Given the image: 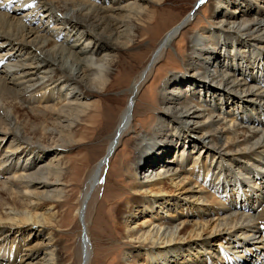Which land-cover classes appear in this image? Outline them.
<instances>
[{"label": "bare ground", "instance_id": "obj_1", "mask_svg": "<svg viewBox=\"0 0 264 264\" xmlns=\"http://www.w3.org/2000/svg\"><path fill=\"white\" fill-rule=\"evenodd\" d=\"M9 1L12 0L0 1V48H4L3 54L0 53V65L4 59H7L6 61L11 59L16 60L11 64H6L7 67L13 66L11 71L10 68H7L0 75V149L6 140L10 138L8 139L10 142L7 144L4 153L0 154V165H6L0 171L13 170V174L7 177L5 181L0 182V198L2 199V201L0 200V245H8L9 249H13L14 260L12 259L10 262L17 261L15 262L16 264H45L46 261H48L47 264H62L60 238L56 228L58 227V223H56L57 216L59 215L58 208L61 205V201L59 200L61 195L57 193V187L58 185H63L65 173L52 168V166L45 165L36 171H28L27 169L31 165H34L35 159L43 154L44 150L57 149L59 152L61 149L63 150L65 147L71 145V141L63 138L60 132L63 133L65 130L67 133L71 132L73 134L74 132L70 130L72 122L69 121V124L66 127L64 126L61 131H56L55 127L57 125L54 123L50 124L52 126L50 127L46 125V122L45 125H42L40 124L41 122L32 121L39 122L40 119L46 118L48 114H53L56 116V119L60 120V118L64 117V114L62 115L63 112L73 108L72 101L68 100V97L72 96L71 98L73 99V96H77L78 92L87 96L97 91L96 89H106V85H108L111 78V70L113 67H120L122 63L120 58L115 56L116 51H119L124 43L133 41L136 34L139 35V32H135L136 30H134L135 21L144 20L143 18L147 17L152 18L155 12L151 10V6L156 3L160 4L162 0H143V4L129 2V4L124 6L114 5V2L118 3V0H109L110 3L108 2V5L96 4L90 0H24L25 3L23 5H26L25 8L28 9L19 17L16 16V13L21 7H14L12 11H9ZM27 1H29V6L27 5ZM196 1L199 2L198 6L204 3L211 5L210 11L214 15V18L216 16L225 17L226 25L224 26H228L230 30L232 29L231 33L235 32L244 35L254 29L253 27H256V30L264 35V9L260 5L261 3L264 4V0ZM31 2L35 6H31ZM230 6H232V10L227 11V8ZM195 7L191 8L189 13L176 22L175 25L168 28L155 45L156 47L148 57V62L137 73L134 84L130 88V95L109 137L107 151L94 163L93 168H91L86 176L77 213L80 219V230L78 233L79 264L90 263L89 258L92 245L89 236V211L92 208L91 205L94 204L93 201L99 194L98 190L102 185V177L110 157L123 134L131 127L136 94L146 79L149 78V74L152 72L151 69L163 58V54L167 51L172 40L181 31L180 29L189 22L193 16L192 14L195 12ZM55 10L60 13L59 18L61 20L58 19L60 20L58 21L60 23H57L58 26L54 25L51 28H47L46 25L41 23L34 24L33 18L35 17L34 15H37V12L38 15L42 12V15H53L55 17ZM61 12L63 13L61 14ZM123 12H127V14ZM238 16H240L239 21L236 22L237 19L234 20V18H238ZM231 19L233 21H230ZM67 26L71 29H75L76 27V29L86 32L87 35L97 36L98 41L92 40L91 45L82 46L79 51L77 49L75 51L72 50V48H75L76 43L68 44L66 47L62 44L58 45L55 41L59 35L57 32L66 31ZM216 26V29H220L223 26V20L219 19L216 22ZM202 34L204 37L194 35V38H190L192 45L188 49V54L195 52L198 55L197 52H200L202 55L201 60H204L205 63L210 62L209 59H214L212 65H215V63L223 65L225 63L224 58L219 59V50H223V48L227 50L230 46L229 41H227L229 39L223 38V40H220L218 36H212L213 32H210L208 29L202 30ZM68 36H70L69 41H71V37H74L75 33H71L70 30L67 31L64 41L69 42ZM122 39H126L125 42H122ZM232 40L230 42H233ZM244 41V39L242 40L238 36H235L234 42L238 46L243 47L246 43L252 42L251 39L246 42ZM256 41L258 44H264L263 37L258 38ZM11 42L15 43L12 44ZM17 44L18 46L16 47ZM102 46L107 50L105 56L100 57L102 64L96 63L95 60L93 62L90 57L85 56L87 52L91 53ZM207 46L210 48H206ZM261 48H263L261 50L264 52V47L262 46ZM22 51H24L23 54H21ZM67 61L70 64L69 68L66 66ZM246 61V64L240 61L243 64L239 63L240 65L237 64L238 66H236L239 71L238 73L242 74L244 78H230L232 82L235 80V86L240 85L243 87L245 85L243 79L246 77L250 81L253 80L254 76L251 74H253L254 69L257 72L264 73V54H261L260 57L250 56ZM192 65L193 63L187 65L185 68L186 72L189 71ZM228 66L232 67L231 65ZM103 67H105L104 70ZM242 67L245 73L242 71ZM38 72L44 75L39 76ZM192 82V79H186L179 75L178 77L169 78L163 88L162 95H164V100L162 99L161 103L164 104L177 100L175 96H165V92L169 93V88H167L169 84L179 88L183 86L184 88L186 84L189 86ZM63 83L70 84L73 86V89L75 87L79 91H75L71 96H68V93L65 92V94L60 95V97L63 96L61 101H54L48 105L44 103L41 106L43 108L39 107V101L46 102L48 99L57 100L54 99L57 98V96L54 97L53 95L54 88H61L60 86ZM203 87L207 86L203 85ZM224 87L219 89V91L207 89V91L203 92V94L207 93V97H210L212 101L214 100V105L209 101L208 103L206 102L209 104L208 108H205L202 101H199L198 97L194 94L195 92L197 95H200V90L194 87L193 91L186 90L189 99L186 102L187 104L185 103L183 106L185 110L181 111L184 114L180 113L179 117L174 116V118L181 121L183 118L190 119L205 116V120L202 121L201 126L209 127L208 135L212 136V140L215 141L218 135L222 137L225 133L229 135L226 138L228 139L227 142L230 141V143L222 146L217 145L216 142H212L209 146L207 142L202 147L196 146L195 154H192L191 151H193L196 145H192L196 142V140L192 139L194 136L187 135L186 137L189 140L186 141L187 138L182 135L181 138L180 136L177 139L173 138L172 141L176 140V142H172L173 144H166V140L158 141L159 136L157 132H159L160 127L153 132L152 136L149 134V137L142 136L140 139H137V157L128 168L129 175L134 178L129 191L133 199L131 198L132 200L124 202V205L117 212L119 218L117 225L121 230L123 239L126 240L124 243L130 246L131 250L136 254H133L132 260L129 257H125V260L121 264H138V262L139 264H225V253L220 254L218 249L212 250V245L217 247L219 243L227 245L238 243L241 247L243 246L241 255H250V260L256 258L253 255H255L257 247L262 246V243L253 246L252 242L248 241V239L254 236L252 233H256V223H264V208L261 212L259 211L260 214L257 213L258 215L255 216V220L253 219V221L251 220V215L243 213V210L242 212H228L226 215H222L230 207H237L234 204L236 200H232V197H230L234 186H231V194L227 195L204 193V188L207 186L205 180L208 174V167L211 168V172L213 171L212 169H215V166L220 168L219 162L212 164L213 162H210L212 158H208L209 153L212 151L213 154L211 156L218 155L217 157L220 160H229L230 157L224 158V155L227 153L233 154L236 158L239 155H243V161L247 165H253L254 162L250 160L259 158L258 156L261 153L264 159V129L259 130L254 127L237 125L231 119L229 123V121L223 118L225 114L222 117L220 116L223 112L234 115L238 108L244 111L253 110V105L256 104L254 99L263 93L258 91V89L254 92L246 88V93L254 95L255 98H247L248 100L244 98L245 100H243L242 97L239 100L233 99L229 101L226 99V96H223L226 92L224 89L228 88ZM238 88L241 89V87ZM37 93H39V96H35ZM40 94L43 97L48 96V98L44 99ZM215 96L218 99L223 96L222 100L224 102L220 105ZM202 97H205V95ZM34 101H37L38 105H33ZM256 106L263 108L262 105ZM226 107L229 109L225 110ZM84 110L81 112H84ZM213 110L217 111L215 115ZM20 113L24 115L23 119L20 118L22 116ZM166 113L169 116H173L171 112L167 111ZM262 113H264V109H262ZM66 120L68 121V119ZM238 121L241 122V120ZM162 123H164L162 120L159 121V124ZM215 124L217 125L216 127H214ZM190 126H185L184 124V132L187 130L193 132L195 130ZM204 136L199 137L205 141L207 137L204 138ZM238 141L243 148L234 150L236 146H233L232 143ZM185 145L188 147L185 148ZM27 146L33 148L28 149ZM34 149H37L36 153H29L34 151ZM184 149L187 150L183 151ZM178 150L179 152L182 150L180 152L182 160L180 162L177 161L178 167L176 166L174 167L175 169H171V172H168L170 168L167 167L162 169L163 172L159 171L155 173V177L152 178L150 177L151 171L147 175L148 179L140 181L136 177L138 171L146 163L152 167L159 161L162 167L168 166V163L173 160L174 156L179 155ZM199 154L201 157H199ZM244 156L248 158H244ZM28 157H30L29 162L16 165L19 158L24 160ZM31 158H34V160L31 161ZM59 158L51 159L52 161L50 160L47 164L51 165L54 160H57V163H59ZM185 161L190 168L184 167L183 162ZM256 161L259 162V160ZM245 164L243 165L242 163L240 167H246ZM16 169L19 170L15 171ZM197 170H201V174H196ZM259 178L264 179V173ZM211 181L206 182L211 183ZM224 183L226 184V182ZM252 184L248 182L245 184L249 189L243 191L246 198L244 196L241 198L242 202L246 201V205L248 204V207L253 212L257 202L262 198L264 181L258 183L260 184L258 193L257 188L255 190L252 189L254 185H257L256 181H253ZM53 186L54 188L51 189ZM250 188L254 191L253 196H249L251 192ZM49 189L54 193L50 192ZM220 207L221 209L224 208L222 213L219 209ZM137 216L140 217L139 221L135 222L136 226L129 224L131 219ZM259 217L261 219L257 221ZM122 224L124 226H121ZM236 235L238 237L233 240V236L236 237ZM239 237H242L240 241ZM222 246L225 247L224 245Z\"/></svg>", "mask_w": 264, "mask_h": 264}, {"label": "rangeland", "instance_id": "obj_2", "mask_svg": "<svg viewBox=\"0 0 264 264\" xmlns=\"http://www.w3.org/2000/svg\"><path fill=\"white\" fill-rule=\"evenodd\" d=\"M90 1L92 2L94 1V3L100 5L103 4L108 5L110 3L109 0H90ZM9 2H10V8L8 7L9 11H12L14 7H18V8L21 7L18 9L16 13V16L18 17L21 14H24L25 10L28 9L25 8L26 5H23L25 3L24 0H17V1L12 0ZM28 2L29 1H27V5L29 6ZM129 2L130 3L136 2L139 4L144 3L143 0H118V3L114 2V5L124 6L129 4ZM197 2L198 1L196 0H162L160 4L156 3L153 6H151L152 8L151 10L155 12L152 18L147 17V18H143L144 20H140V21L136 20L134 23V30H136L135 32H139V35L136 34L133 41L124 43V45L122 46L121 49H119V51H116V53L114 52L116 54L115 56L119 57L122 63L120 67L117 68L113 67V69L111 70V78L110 81L108 82V85H106V89L105 88L96 89L97 91H94L87 96L78 92L77 96H73L74 99L73 100L71 98L72 97L71 94L79 90H76L75 87L73 89V86L70 84L63 83L62 86H60L61 88H54L53 95L54 97L57 96V98H54L57 100L48 99L46 102L39 101V107H41L44 103H46L47 105L52 104L54 101H59V100L61 101L63 96L60 97V95L65 94V92H67L68 93L67 95L71 96L68 97V100L72 101V106L74 108V109L70 108L68 111L63 112L62 115L64 114V117L60 118V120L56 119V116L53 114L52 115L48 114L46 118L40 119L39 122L35 120L33 121L31 120L32 122H37V123L41 122L40 124L42 125H45L46 122V125H49L50 127H52L51 125L54 123L55 125H57V127H55L56 131L59 130L61 131V129L64 126L66 127L69 124V121H71L72 123L70 124L71 127L70 130L74 132L73 133L74 135L71 134V132L67 133V131L65 130L63 131V133L60 132V135L63 138L71 141L70 143L71 145L69 147H65L63 150L61 149V151L59 152L57 149L44 150L42 152L43 154H41L42 156L40 155L39 157H37V159H35L34 165H31V167L27 169L28 171L29 170L36 171L40 169L43 165H45V166H52V168H55L65 173L64 183H63L64 186L58 185L57 187L58 188L57 193L61 195V198L59 199L61 201V205L58 208L59 215L57 216V220H56L57 221L56 223H58V227L56 228L58 231V236L60 238V252L63 258L62 264H79L80 257L78 251V241H79L78 233L80 230V222H79L80 219L77 213L79 210L78 208L79 202L82 195L84 183L86 181V176L91 170V168H93L94 163L97 162L107 151V147H108L107 145L109 144V137L111 135V132L114 130L115 125L118 121L117 118L119 117L121 110L124 108L126 101L130 95V88L134 84V81L137 77V73L148 62V57L156 47L155 45L162 38L164 32L171 26L175 25L176 22H178L180 19L185 17V15L189 13L191 8H194L196 5L195 12L194 14H192L193 16L191 17L189 22L180 29L181 31L177 34L176 38L172 40L170 46L167 48V51L163 54V58L154 65V67L151 69L152 72L149 74V78L146 79V81L142 84L141 88L136 94L135 108L133 110V114H134L132 120L133 122L131 123V127L128 129V131H126L123 134L121 140L116 145L115 147L116 149L112 153L108 165L104 171L102 177L103 178L102 185L98 190L99 194L96 196L95 200L93 201L94 204L91 205L92 208L89 211V215H88L89 236L92 245L89 264H121V262L125 260V257L127 258L129 257V259L132 260L133 254L134 255L136 254L134 253V251L131 250L130 246L124 243L126 240L123 239L121 235V230L118 228L117 225L119 223L117 212L118 209L122 205H124V202L133 199V196L130 194L129 191L134 181V178L131 177V175H129L128 168L130 167L131 164L134 163L137 157L136 142L138 141L137 140L138 138L140 139V137L142 136L149 137V134H151L152 136L154 134L153 132L159 129V127L160 130L159 132H157L159 136L158 141L166 140L165 141L166 144L176 142V140L172 141L173 138L177 139L179 136L181 138L182 135L185 137L187 135H192L194 136L192 139L196 140V142L192 144L193 146L194 144H196L193 151H191L192 154H195V151L198 146L202 147L207 142L209 146L212 142H216L217 145H222V146L230 143V141L227 142L228 139L226 138L227 136L229 137V135H226L225 133L222 135V137L221 135H218L215 141L212 140V136L208 135L209 127L207 128L205 126H201L202 121L205 120V116L194 117L190 119L183 118V120L181 121L180 119L178 120L177 118H174V116L179 117V114L182 113L181 111L185 110L183 106L186 102H188L189 99L187 97L188 94H186V90L193 91L194 88L200 90L199 91L200 95H197L195 92L194 94L198 97L199 101H202V104L203 106L205 105V108L209 107V104H207L208 101L212 105H214V100L212 101L210 97H207L208 96L207 93L203 94V92L207 91V89L213 91L214 90L219 91V89H222L223 86L228 87L227 89L224 87L225 88L224 90H226V92L225 94H223V96L224 97L226 96L227 97L226 99H228L229 101H232L233 99L239 100L242 97L243 100L247 98L251 99L252 97L255 98L254 95L252 94L248 95V93H246V90L248 88L249 91H254V92L258 89V91H261V93L264 94L263 91L264 73L262 72H257L254 69V72L251 75L255 77V80L254 77L253 78L251 77L253 79L251 81L247 77L243 79L245 83V85L243 86L244 88L240 85L235 86L236 85V82H234L235 80L232 82L230 79L235 77L237 79L240 77H241L240 79L244 78L242 77L243 76L242 74L238 73L239 71L237 70L236 67L240 64H243L240 63V61L241 62L243 61L244 64H246L247 63L246 59L250 58V56L260 57L261 54H264L263 50H261L263 49L261 47L262 46L264 47V44L263 43L258 44V42L256 41L258 38L263 37L264 39L263 33L258 32L256 30V27H253L254 29L250 30L248 34H244V35L235 32L231 33L230 31L232 29L230 30L228 26H224L226 25V19H224L225 17L216 16V18H214V15H212L210 11L211 5H209L208 3H204L198 6L199 2L198 3ZM30 5L35 6L34 4H32V2L30 3ZM260 5L264 9L263 7L264 4L261 3ZM231 7L232 6L228 7L227 11L232 10ZM2 9L5 10L4 8ZM62 13L63 12H61V14ZM123 13L127 14V12H123ZM54 15L55 17H57V19H55L53 15L50 16L48 15L46 16L44 14L42 15V12H40V14L38 15L37 12V15H34L35 17L33 18V22L34 24L41 23L43 25H46L47 28H51L54 25L58 26L57 23H60L58 21L61 20L59 18L60 13H58V11L55 10ZM239 17L240 16H238V18H234V20L237 19L236 22L239 21ZM219 19L223 20V26L220 27V29H216L217 28L216 22L219 21ZM230 21L233 20L231 19ZM205 29H208L210 32H213L212 36H216V37L218 36L220 40H223V38L229 39L227 41H229L230 46L227 48V50L224 48L223 50L222 49L219 50L220 53L219 59L224 58L225 63L223 65L221 63H217V64L215 63V65H212L214 59L213 60L209 59L210 62L205 63L204 60H201L202 55L200 52H197L198 55L195 52L188 54L189 53L188 49L192 45L191 44L192 41L190 43V38L192 37L194 38V35L199 37H204V35L202 34V30L204 31ZM69 30L71 31V33H75V36L71 37L72 38L71 41H69L70 36H68L69 42H66L64 41L66 39L65 34ZM213 30L216 31L214 32ZM57 33H59V35L57 40H55L56 43L58 45L62 44L65 47L68 44L76 43L75 48H72V50L74 51L76 49L79 51L80 47L82 46L91 45L92 40L98 41L97 36L93 37V35L90 34L87 35L86 32L78 30L76 29V27L75 29H71L67 26L66 31L62 30L61 32H57ZM235 36H238L242 40L244 39L245 40L244 42L249 41L250 39L252 42H249L250 45L246 43L245 45H243V47L238 46L234 42ZM125 40L126 39H122V42L123 41L125 42ZM230 40H232L233 42H230ZM11 43L14 44L15 42H11ZM17 46L18 44L16 45V47ZM206 48L209 49L210 47L207 46ZM3 49L0 48L1 54H3L4 52ZM105 49L106 48H104L103 46L99 47L93 50V52L91 53L87 52L85 56L90 57L93 62L95 60L96 63L102 64V62H100L101 61L100 57L105 56V52L107 51ZM24 51H22L21 54H23ZM6 60L4 59V61L1 62L0 75H2L1 72H3V70H6L7 68H10L11 71V68L13 66L10 65L9 67H7L6 64H11L15 62L16 59H11L8 61ZM192 63H193L192 67L189 68V71L187 70L188 72H186L185 68L187 67L188 64H192ZM228 65H231L232 67ZM66 66L67 68H69L70 66L68 61ZM104 69L105 67H103V70ZM242 71L245 73L243 67H242ZM38 74L39 76L44 75L41 72H38ZM178 75L180 77H185L186 79L187 78L192 79L193 81L192 84L189 86H187L188 84H186V87L184 88L183 86L179 88L175 85L169 84L170 86L168 85L167 87L169 88V93L165 92L166 93L165 96L167 97L175 96V99L177 100H175L174 102L172 101L169 102L170 104L169 103L162 104L161 103L162 99L164 100V95H162V92L164 90L163 88L165 83L169 78L176 76L178 77ZM205 82L207 83L205 84ZM203 85L207 87H203ZM238 87H241V89H239ZM26 94H28V92H26ZM263 94H261V96L256 97L254 99L256 104L253 105L254 107L253 110H248V111L246 110L247 111L246 112L243 109L238 108L239 110L237 109V112L234 115L232 113L227 114V112H223L222 114H220V116L222 117V115L225 114L223 118L226 121H229V123L231 119L233 123L237 125H243L246 127L249 126L251 128L254 127L259 130L264 129V125H262V123H264V113H262V109H264ZM36 95L39 96V93L35 94V96ZM204 95L205 97H202ZM223 96L220 99H218L215 96L218 99L220 105L224 102L222 100ZM41 97L44 99L48 98V96L43 97V95ZM260 97L262 98L260 99ZM36 104L37 101H34L33 105ZM256 105H262L263 108L257 107ZM84 108L86 109L84 110ZM219 109L221 110V108ZM227 109L229 108L226 107L225 110ZM82 110H84V112H81ZM167 111L171 112L173 116L171 115L169 116V114L166 113ZM213 112L214 115L217 113V111L215 110H213ZM22 113H20V115H22L20 118L23 119L24 115ZM243 116L244 118H242ZM66 119H68V121ZM161 120L164 123L159 124V121ZM238 120H241V122ZM20 121L21 119L19 120V124ZM184 124L185 126L191 125L190 127H193V129L195 130L193 132H189L188 130L184 132L185 130ZM216 126L217 125L215 124L214 127ZM202 135H205L204 138L207 137L205 141H203V139L200 138L202 137ZM186 138H187L186 141H188L189 138L188 137ZM8 139L6 140L7 143L5 142L3 144V147L0 149V154L4 153L7 144L10 142V140L8 141ZM197 139L200 141H198ZM232 145L236 146L234 150L243 148L241 147L239 141L232 143ZM185 146H186L185 148L188 147L187 145ZM27 147L28 149L33 148L31 146H27ZM36 150L37 149H34V151H31L29 153L32 154V152L34 153ZM186 150L187 149H184L183 151ZM180 152H182V150H180ZM180 152L178 150L179 155L174 156L172 160L173 162L172 161L169 162L168 166L166 167H162L159 161H157L158 163L153 165L152 167L151 165L146 163L147 165L145 164V166L138 171L136 177H138L140 181L144 179H148L147 175H149L151 171L152 173L150 174V177L152 178L155 177L154 176L155 173L159 171L163 172L162 169L163 168L165 169L167 167L170 168L168 169V172H171V169H175L174 167L177 166L176 164L177 161L180 162V160H182L180 156ZM212 152L209 153L208 158L210 157L212 158L210 161L213 162L212 164L219 162L220 168H217L215 166V169H212L213 171L211 172L210 170L211 168L208 167V171H207L208 174L206 175L207 177L205 180V184H207V186L206 187L204 186L205 187L204 193L207 192V194L212 193L213 195L215 194L227 195V194H231V189H232L231 186H234V189L232 190V195L229 196L232 197L231 198L232 200H236L235 201L236 203L234 204H236L237 207L239 206V208L230 207L231 208V209L229 208L230 210L227 209L228 211L222 213L224 208L221 209L220 207L219 209L222 215H226V213L228 212L231 213L235 211L242 212L243 210V213L251 215L252 218L251 217L250 218L252 221L253 219L255 220V216L260 214L261 210L264 208V191L262 193L263 195L261 196L262 198L260 199L259 202H257V204L259 203V205L256 204L255 206L256 208H254L253 212L248 207V204L246 205V201L242 202L241 197L244 196V198H246L243 191L249 189V187L245 185L247 184V182L253 185L252 182L256 181L257 185H254L252 189L255 190L257 188L256 190L258 193V190L260 189L259 186L260 184L258 183L264 181V179L259 178L264 173V164H263L264 162H262L264 161V159L261 156L262 153L260 154V156H258L259 158L250 160L251 162H254L253 165L252 164L247 165V163L245 164V162L243 161L244 160L243 155H239V157L236 158L233 154L227 153L226 155H224V158L230 157L229 160L226 159L220 160V158L217 157L218 155H215L214 157L213 155L211 156V154H213ZM183 155H185V153H183ZM56 157H60L59 163H57V160H54L53 163L55 165L53 163L51 165L47 164L50 162L51 159L52 160L56 159ZM199 157H201L200 154ZM244 158H248V157L244 156ZM33 160L34 158L33 159L31 158V161ZM256 160H259V162ZM29 161H30V157L24 160L22 158H19L17 161L18 163L16 165H20L21 163L25 164V162H29ZM242 163L243 165L245 164L246 167L244 168L240 167ZM183 165L186 168H190L186 161L183 162ZM255 165L260 167H256ZM5 166L6 165L1 164L0 169L2 170L3 167ZM17 170L19 169H16L15 171ZM0 172H1L0 182L5 181L7 177H10L13 174L12 173L13 170L11 171L6 170L5 172L2 171ZM201 172H202L201 170L199 171L197 170L196 174L199 173L201 174ZM213 178H215V180H213ZM209 179H211L212 181ZM206 181L208 182L211 181V183H208ZM224 182H226V184ZM53 188L54 186L51 187V189ZM14 189L16 188L14 187ZM40 189L42 190V188ZM51 189H49V191ZM253 190H251L249 196L254 195ZM262 190H264V188H262ZM0 200L2 201L1 198ZM139 217L140 216H137L136 218H132L129 224H131L132 226H136L135 222L139 221L138 220ZM260 219H261L260 217L257 218V221ZM121 226H124V224H122ZM255 232L256 233H252L254 235L252 236V238H255L256 240L257 239L263 240L264 223L262 224L256 223ZM239 235L241 236V234ZM237 237H238L237 235L236 237L233 236V240H235ZM241 238L242 237L238 238L239 241ZM219 245L221 247L222 245H224L225 246L224 248L229 250V252L232 251V253L234 254L241 253L243 247V246L241 247L238 243H231V245H227L225 243H219ZM213 249L216 250L217 247H214V245H212V250ZM184 254H186V252H184ZM255 256L257 258V256L259 257V254L255 252V255H253V257ZM12 259L14 260L13 249L11 248L9 249L8 245L6 246L0 245V261H1L0 264L2 263L16 264L15 262L17 261L10 262ZM47 262L48 261H46L45 264H47Z\"/></svg>", "mask_w": 264, "mask_h": 264}]
</instances>
